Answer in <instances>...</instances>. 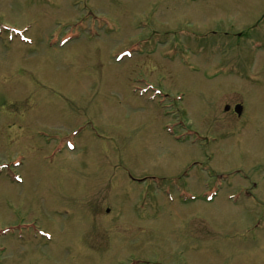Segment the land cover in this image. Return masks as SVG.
Listing matches in <instances>:
<instances>
[{
	"label": "rangeland",
	"instance_id": "1",
	"mask_svg": "<svg viewBox=\"0 0 264 264\" xmlns=\"http://www.w3.org/2000/svg\"><path fill=\"white\" fill-rule=\"evenodd\" d=\"M0 264H264V0H0Z\"/></svg>",
	"mask_w": 264,
	"mask_h": 264
},
{
	"label": "flooded vegetation",
	"instance_id": "2",
	"mask_svg": "<svg viewBox=\"0 0 264 264\" xmlns=\"http://www.w3.org/2000/svg\"><path fill=\"white\" fill-rule=\"evenodd\" d=\"M183 143H185V142H183ZM188 144H190L192 147H193V146H198V145H197L198 143H188ZM215 144H216V143H214V144H212V145H215ZM204 145H206L207 149H209L211 144H209V142H207V143H205ZM198 147H199V146H198ZM186 164H187V163H186ZM252 186H253L254 188L257 187L256 184H253ZM41 230H43V229H41ZM81 247H83V245H80V246L78 247V248H79L78 251H80L82 254H84L83 249H82ZM82 254H81V255H82Z\"/></svg>",
	"mask_w": 264,
	"mask_h": 264
},
{
	"label": "water",
	"instance_id": "3",
	"mask_svg": "<svg viewBox=\"0 0 264 264\" xmlns=\"http://www.w3.org/2000/svg\"><path fill=\"white\" fill-rule=\"evenodd\" d=\"M234 108H235V112L237 114H240V112H241V106L240 105H236Z\"/></svg>",
	"mask_w": 264,
	"mask_h": 264
},
{
	"label": "bare ground",
	"instance_id": "4",
	"mask_svg": "<svg viewBox=\"0 0 264 264\" xmlns=\"http://www.w3.org/2000/svg\"><path fill=\"white\" fill-rule=\"evenodd\" d=\"M220 143H217V144H215V145H219Z\"/></svg>",
	"mask_w": 264,
	"mask_h": 264
}]
</instances>
